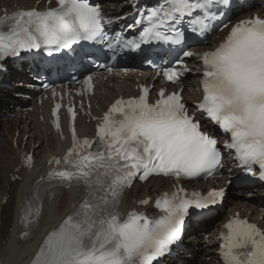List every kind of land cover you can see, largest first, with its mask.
I'll use <instances>...</instances> for the list:
<instances>
[{
  "label": "snow or ice",
  "instance_id": "1",
  "mask_svg": "<svg viewBox=\"0 0 264 264\" xmlns=\"http://www.w3.org/2000/svg\"><path fill=\"white\" fill-rule=\"evenodd\" d=\"M57 2L56 8L23 10L0 19V60L42 47L69 49L81 41H107L114 55L125 49L139 50L153 40L180 45L184 33L178 26L186 17L191 18L193 32L204 34L209 30L205 23L209 17L193 14L226 0H163L147 16L141 14L137 23L147 26L136 39L108 36L105 26L111 21L87 0ZM198 59L203 61L204 96L195 106L196 112L190 114L182 96L177 92L166 95L165 89L150 103L149 89L144 87L139 98L118 99L103 116L96 151H91L96 141L80 140L73 126V146L63 160L49 162H63L64 167L52 169L48 177L68 187L83 184L89 196L47 235L33 264H153L167 253L180 240L189 210H205L222 202L224 190H212L206 196L195 192L189 196L183 188L165 193L156 201L161 215L152 219L137 211L122 218L119 204L136 178L207 177L223 167L218 141L202 131L197 113L230 134L231 140L223 148L229 155L235 151L244 171L256 175L258 168L259 179L264 180V18L240 21L223 43ZM160 71L168 81L177 83L188 69ZM91 81V76L85 81L90 89ZM31 160L26 157L29 166ZM54 186L49 184L43 192ZM42 199L37 189L23 205L21 223L26 227L38 223ZM220 239L224 264H264V229L238 213L223 226Z\"/></svg>",
  "mask_w": 264,
  "mask_h": 264
},
{
  "label": "bare ground",
  "instance_id": "2",
  "mask_svg": "<svg viewBox=\"0 0 264 264\" xmlns=\"http://www.w3.org/2000/svg\"><path fill=\"white\" fill-rule=\"evenodd\" d=\"M38 0H0V11L5 7H12L15 4L30 8ZM108 1V2H107ZM115 0H102L105 8L112 11L111 3ZM12 3V4H11ZM147 78V74L142 75ZM200 75L196 73L183 83V94L188 102L195 101L198 98V80ZM136 79V74L129 71L122 79L112 78L110 81L98 85L101 93H97L92 98L94 106L107 103L112 97L124 93H132L131 85ZM9 83V80L7 81ZM114 83L113 87L109 83ZM10 84V83H9ZM21 86L18 84L17 87ZM6 89H9L8 84ZM14 92H19L14 89ZM40 110L43 115L38 116ZM15 117L9 121L2 122V130L0 131V264H28L37 248L39 247L44 235L56 227L60 221L69 214L79 202H81L83 193L79 189H70L68 191L56 190L50 194L43 208V214L36 229L31 237L25 241L20 240V234L23 232L19 226L21 210L27 200L31 198L33 190V182L46 169L47 162L52 156H56L64 150L66 143L61 141L59 137L51 132L46 122V108L43 106L35 107L32 112L24 108L14 110ZM80 133L86 135L91 133V125L86 124L83 118L79 120ZM21 128V129H20ZM19 136L14 141L16 133ZM28 136L26 142L24 137ZM35 147V149H34ZM34 149L35 167L29 171L23 168V158L26 153ZM21 166L17 172L16 169ZM19 175L20 180L13 181L14 177ZM160 183H151L146 186H135L128 196L122 202L121 210L128 212L137 206V200H141L146 196H154L160 189ZM167 183L163 185L166 187ZM8 196L7 202L3 200ZM229 206L227 213L233 214L238 211L241 215L248 216L253 221H259L264 226V199L258 194L248 197L246 193L235 196L234 192L230 193ZM220 232V224L205 236L202 237L200 230L192 227L190 233L187 234L186 241L192 243L191 252L194 258L189 259L186 253L177 264H216L220 263L216 251L217 239ZM192 234V235H190ZM192 236V237H191ZM211 257V261H206V257Z\"/></svg>",
  "mask_w": 264,
  "mask_h": 264
},
{
  "label": "rangeland",
  "instance_id": "3",
  "mask_svg": "<svg viewBox=\"0 0 264 264\" xmlns=\"http://www.w3.org/2000/svg\"><path fill=\"white\" fill-rule=\"evenodd\" d=\"M2 130V122L0 121V131Z\"/></svg>",
  "mask_w": 264,
  "mask_h": 264
}]
</instances>
